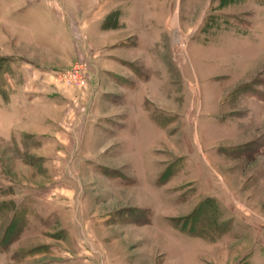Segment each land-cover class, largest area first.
I'll list each match as a JSON object with an SVG mask.
<instances>
[{"label":"rangeland","instance_id":"rangeland-1","mask_svg":"<svg viewBox=\"0 0 264 264\" xmlns=\"http://www.w3.org/2000/svg\"><path fill=\"white\" fill-rule=\"evenodd\" d=\"M0 45L37 98L0 114V264H264V0H0Z\"/></svg>","mask_w":264,"mask_h":264},{"label":"crops","instance_id":"crops-1","mask_svg":"<svg viewBox=\"0 0 264 264\" xmlns=\"http://www.w3.org/2000/svg\"><path fill=\"white\" fill-rule=\"evenodd\" d=\"M19 19H28L30 21V31L27 34L24 33H16L14 35V53H13V57L14 58H19V60H21V65H19V70L20 72L24 69L22 67H24L22 64V62H25L23 58H25L27 56L26 52L23 54L20 51L21 48V43H22V36L24 37H28V40L30 41V44L34 46L33 43H36L38 40V36L37 34H35L34 32H32V30H37L38 26L37 24L39 23V19L41 18H48V13L45 12H39L38 11V7H26V6H19L18 8H16ZM60 34H63L62 32L59 33V36L56 34L54 36V39H50V41H57V43L53 44L56 46V48L58 50H60V52L63 54L62 56L66 57V61L69 62V55L70 52L72 51V45L70 44V42L72 41L70 38V35L68 34V32L64 33L62 36H60ZM44 34V38H45ZM26 37V38H27ZM48 40V39H47ZM61 41V42H58ZM4 45V44H3ZM0 45V53L2 56H7V55H11V54H6V52H3L4 48L2 49V46ZM38 44H35V46L37 47ZM5 46V45H4ZM34 46V47H35ZM17 47V48H16ZM19 49V50H18ZM73 52V51H72ZM29 55V53H28ZM75 55V54H74ZM29 57V56H28ZM69 60V61H68ZM19 63V64H20ZM32 63H30L31 65ZM107 64V63H106ZM13 69V68H12ZM17 82H15L14 88L17 86L16 85ZM31 91L30 93H24L22 92V89H17L18 91L15 92L14 90V94L12 96H10L8 99L2 98L0 97V114L3 115V121L6 122V114L8 115V119L12 122V124H8L14 132H18L19 134H21V127H22V117H23V112L26 113H30V115L32 116V114H34L35 110H31V108L33 107L34 101L37 100L36 98V94H35V90L36 86L35 84H31L30 87ZM27 99V100H26ZM27 101V102H25ZM28 106H30V110L28 109ZM2 120V117H1ZM3 123V130L5 131L6 129L4 128L5 123ZM33 127V126H32Z\"/></svg>","mask_w":264,"mask_h":264},{"label":"built area","instance_id":"built-area-1","mask_svg":"<svg viewBox=\"0 0 264 264\" xmlns=\"http://www.w3.org/2000/svg\"><path fill=\"white\" fill-rule=\"evenodd\" d=\"M78 71H79V70H78ZM82 73H83V74H82ZM84 73H85V72H81V73L76 72V73L74 74V76L77 77L79 74H81L80 77H81V79H82V77H84V76H83Z\"/></svg>","mask_w":264,"mask_h":264}]
</instances>
